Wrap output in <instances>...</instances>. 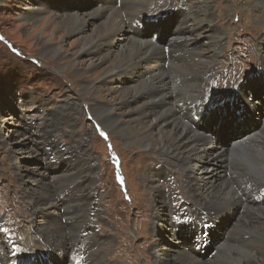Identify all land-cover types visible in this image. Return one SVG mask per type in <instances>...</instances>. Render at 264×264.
Here are the masks:
<instances>
[{"label": "rangeland", "instance_id": "obj_1", "mask_svg": "<svg viewBox=\"0 0 264 264\" xmlns=\"http://www.w3.org/2000/svg\"><path fill=\"white\" fill-rule=\"evenodd\" d=\"M71 1L73 5L78 3V0ZM97 1L80 0V5L82 6V2H87L90 6H93ZM100 1H103L102 5L107 2L106 0ZM111 1H116L115 8L120 9L122 12L124 28H129L135 34L139 31L138 26V28L133 27V24H131L135 20L140 22L143 20L145 24H148L146 15L164 13L167 17H157V20L163 21L162 24L164 23L163 29L158 34L159 39L162 38V35L167 38L169 22L172 23V30L182 19L183 8L189 12L192 1L195 0H144L142 6L144 12H138L137 10L136 12L134 8H129L131 4L135 3V0ZM61 2H64V0H0V231H3L7 238L5 239L0 234V250L2 251L0 261L3 262L8 258L10 248L13 250L18 249L22 255L26 256L24 260H28L31 257L29 248L33 249L36 244L41 246L42 243H45L47 234H45V231L43 233L39 230L40 222L38 221L40 219L36 217L31 200L25 195V190L27 192L30 190L31 193L35 190L32 195L37 197L35 195L36 191L40 192V185L39 183L37 185V181H35L39 178L37 174L49 177L50 172L56 171L57 168L60 170L61 167L63 170L59 174H63V172L74 174L78 171V182L70 185L71 187L57 191L52 182L48 181L47 183V180L40 179L45 181L47 185L50 184L47 187V193L45 192L47 197H44L50 199L58 207L57 209L52 207L50 214L61 216L63 219L62 221L60 217L57 219L59 221L55 227L57 230L53 233L54 237L51 240L48 239L51 241L49 242L50 245L49 243L45 244L48 246L46 249L49 252L36 254L33 259L35 262L38 259L39 261L36 263L32 261V264H64L65 261L67 263L71 259V254L85 255L87 251L93 250L99 252V257L103 258L102 260H107L106 263L155 264L152 245L160 240L158 234L154 233L152 229L156 207L166 204V200L170 195V202L167 207L174 211V218L176 219V216H189V218L195 220L196 224L206 217V212L201 205H208V203L196 199L195 194L191 191V183L187 179L188 173L186 174L182 167L174 165L166 158L165 152L161 149V144L160 148L159 143L158 145L153 144L152 148H143L141 144L136 143L140 138V133L135 135L132 142H129L118 135L109 133L102 127L100 120L91 111L93 98H89L88 93L79 94L81 91L80 81L74 80L69 72L60 69V64L64 63L74 53L77 54L76 58L81 67L80 63L84 61V58L87 59V56L81 53V47L76 43V37L82 33L67 34L60 24H56L60 18L55 16L65 17L71 12L67 7L59 5ZM117 2H119L118 5ZM210 2L217 15L216 26L223 28L226 34L222 52L218 55L215 72L208 80V95L212 98L211 101L216 100L219 102V99L225 96L229 97L232 89H236L239 83L245 84V88H252L253 85H257L254 93L259 92L260 86H264V79L260 69H258V66L261 65V56L264 57V53L262 54L264 51V48H262V45L264 47V9L259 11V15H256L255 19L252 18L251 14L233 15L234 9L240 7L241 0H210ZM43 3L46 7L44 5V8L39 10V6ZM90 6L86 9L79 7L78 11L92 13L95 8ZM124 6L128 7L129 11H135V13H125ZM230 8L231 11H229ZM29 16L38 17L34 21L26 19ZM87 20L88 25H90L92 20L89 18ZM149 25L144 30L145 35H148L147 38L151 34L147 33ZM85 32L90 33L89 27L83 33ZM126 35H129V33ZM131 38L133 39V37ZM158 39L156 40L158 41ZM162 39L164 40V38ZM47 45L63 50L61 54L63 58L56 60L46 56L43 52L47 49ZM180 49L182 56L185 49ZM97 55L98 58L102 56V54ZM170 56V62L166 66V71L169 73L170 71H178L174 66L178 63V65L181 64L179 60L171 61L173 53ZM186 59L189 60V57L187 56ZM185 75L188 74L185 73ZM249 75L252 76L248 77ZM96 77L97 75L94 74L83 80L94 82L96 86H99L101 82L102 87L106 86L103 85L105 82H102L101 79L98 82ZM202 78L205 79L204 76ZM122 83L129 85L132 82H130V79H126ZM199 83L198 79L191 82L187 79L182 82L180 88L188 87V85H199ZM115 85L117 84L115 83ZM116 93L118 92L112 90L106 97L114 103L120 119L124 122L134 119L135 112L132 113L130 108L121 106L119 99L114 97L117 95ZM260 94L264 95L261 90ZM247 97L251 102L255 100L254 95L246 96V99ZM246 99L239 98L242 103H245ZM228 101L230 100L227 99L224 104L233 106L230 110L232 115L228 114L225 109L229 116L225 118L227 120L223 123L222 129L224 132L229 131L232 137L227 140L226 133L224 136L220 135L218 137L216 134L218 130L210 137V131H208L209 137L218 144H225L236 136L253 130L256 126L261 127L264 117L261 113L264 108L262 106L261 109L259 101L258 106L261 111L245 109V111L252 114L253 117L248 116L254 119L257 124L247 120L243 124L237 125L240 122L235 123V119H232L234 111L240 109L236 112L238 114L236 117H245L243 108H239L236 101L235 103L232 101L227 103ZM179 103H183V101ZM74 104H77L78 107L74 108ZM136 104L134 103L132 106H136ZM119 108L121 109L119 110ZM30 124H32L31 127ZM39 124L42 125L40 128L45 130L40 129ZM216 124L218 127L221 125L220 121ZM189 126L192 127L191 124ZM231 127H235V130H231ZM145 128H147V124L144 125L143 129ZM34 130L39 131L45 141L51 145L50 149L59 150L62 154L58 157V162L53 161L51 171H46L47 174L44 169V171L42 170L41 161L38 160V163H36L34 162L35 158H22V154L23 156L26 155L27 152L31 151L29 147H33L31 140L34 138L32 134V132H35ZM197 130L204 133L202 129ZM101 133H104V135H101ZM174 136H176L175 133ZM3 138H8L9 144L14 142L11 149L20 148L23 151L22 154L18 153V157H21L18 166L22 167L23 180L31 179L24 185L20 181L22 176L19 175L21 172L15 169L16 163L12 159L9 148L3 144ZM82 138H85V140L83 139L84 142L78 147V143L81 142ZM154 139L156 140L155 135L149 140L152 142ZM38 140V138L35 139V141L40 142ZM21 144H24V146ZM43 145L45 146V144ZM60 146L65 148L59 149ZM72 149H74V152L70 153L69 151ZM181 150L183 152V149ZM153 165L168 167L169 174H171L168 182L169 185H172L170 190L167 181L163 180L164 178L161 177L158 181L152 180L151 166ZM231 169L232 164L229 165V171L232 173L233 170ZM158 170L167 171L163 167H159ZM152 185H158V188H154L153 191L151 190ZM72 193H75V198L72 197ZM91 200L94 203L89 210L87 204ZM101 211L102 213H100ZM184 212H187V214ZM167 215L170 216V210L167 211ZM236 215L241 218L235 216L234 226H241L242 223L247 221L250 223V229L253 225L264 227V217H260V215L251 214L252 216H248L244 210H239ZM161 216L166 220L164 211H162ZM223 220L222 226L227 229L232 221V215L226 214ZM50 221L48 219V222ZM52 222L53 220L48 225ZM160 225H163V223L161 222ZM48 227L53 231L55 229L53 225ZM180 227L184 230L187 226ZM216 227L215 225L210 230L214 233L215 239L219 234L213 231ZM231 230L232 227L230 226L228 239L219 251L214 250L215 245L211 244L213 252H210L209 260L212 264H264V250L260 249L257 252L254 248H250L253 243L252 240L257 239V237L247 235L241 238L237 233L238 228L233 227V231ZM195 233L193 231L187 239L179 240L182 248L186 246V241H192ZM107 236H110V238H105ZM178 244L177 242L175 247L181 246ZM257 244L264 247V241L259 240ZM59 253L63 254L60 256ZM88 254L91 264H94L97 256L92 259L91 254ZM205 254L201 255L205 256ZM83 261L85 262L84 257ZM2 264H8V262Z\"/></svg>", "mask_w": 264, "mask_h": 264}, {"label": "bare ground", "instance_id": "obj_2", "mask_svg": "<svg viewBox=\"0 0 264 264\" xmlns=\"http://www.w3.org/2000/svg\"><path fill=\"white\" fill-rule=\"evenodd\" d=\"M106 1V4L102 5L101 3L103 1L98 0L93 6H90L87 2H82L81 6L80 0H78L77 5H73L71 0H64V2L59 3V5L67 7L71 12L65 17L54 15L55 17L60 18L57 20L56 24H60L63 27L64 32L67 34L82 33L76 37V43L81 47V53L87 56V59L85 60L84 58V61L80 63L82 65L81 67L76 58L77 54L74 53L64 63L60 64V69L69 72L74 80L77 79L80 81L81 91L79 94L88 93L89 98H93L91 111L95 117L100 120L102 127L105 130L109 133L118 135L129 142H132L135 135L140 133V138L136 143L139 145L141 144L143 148H152L151 146L153 144L158 145V143L160 148L161 144V149L165 152L166 158L174 165L182 167L186 174L188 173L187 179L191 183V191L195 194L196 199L198 198L200 202L203 201V203H208V205H201L206 212V217L202 219V221H206L207 223H209V221L210 223L212 222L211 224L213 226L211 230L215 225L217 226L215 230H213L215 233H219L217 234L219 236H217V239H215L214 236V250L219 251V249L223 248L230 233V226L232 227L231 231H233V227L239 229L237 233L241 238L247 235L256 236L257 239H251L253 243L250 248H254L257 252L260 249L264 250V247L257 244L259 240L261 242L264 241L262 240L264 239V227L253 225L252 229H250V223L247 221L242 223L243 225L241 226H234V218L237 216L236 213L239 210H244L248 216L256 214L260 215V217H264V117L262 119L261 127L258 128V126H256L253 130L246 131L242 134L239 133L240 135L236 136L233 140L228 142L225 141V144H218L214 139L210 138L211 136L209 137L208 133V131L214 133L218 130L217 133H215L219 134L223 131L222 125L227 120L225 118L229 116L228 114L232 115V111L230 110L233 108V106L225 105L223 103H214L217 101H211L212 98L208 95V80L215 72L217 60L219 58L218 55L222 52L226 36L223 28H218V25L216 26L217 15L215 14L210 0L192 1L189 12L183 8L181 13L182 19L172 30V23L169 22V33L166 34L167 38H164L163 45L158 41L153 40L152 34L154 33H151L149 38H147L148 35H145L144 33L145 29L142 30L139 28V31L135 34L129 28H124L125 24L124 19L122 18V12L120 9L115 8L116 5L114 6L116 1ZM118 3L119 2L116 4L118 5ZM143 3L144 0H135V3L131 4L129 8H134L135 11L137 10L138 12H144V9L142 8ZM44 5L45 4L43 3L39 6V10L43 9ZM89 6L95 8L92 13L78 11L79 7H81V9H86L89 8ZM124 8L126 10V12H124L127 14L135 13V11H129L126 6H124ZM238 8L234 9L232 12L233 15L237 14L243 16L244 14H251L252 18L256 19V15H259V11L264 9V0H241L240 7ZM229 11H231V8ZM153 16V13H150L148 16L146 15V21L148 24H145L142 20V25L145 24L147 27L150 24L149 26H151L152 29L158 28L157 32L160 33L163 29L164 23L162 24L163 21L161 22L160 20H157V23L152 24L150 19ZM37 17L38 16H29L26 19L36 21ZM88 18L92 20L90 25H88ZM88 27L90 33H83ZM127 33H129V35H126ZM131 37H133V39ZM47 46V49L43 52L46 56L55 58L56 60H61L63 58L61 56L63 50L55 46ZM180 48L185 49L182 56L180 54ZM262 48H264L263 45ZM172 53L173 56L171 61L175 62L179 60L181 64L178 65V63V66H174L178 71H170L169 73L166 71V66L170 62V55H172ZM263 53L264 51L262 54ZM97 54H102V56L98 58ZM187 56L189 57V60L186 59ZM258 69H260V73L264 79L263 56H261V65L258 66ZM185 73L188 75H185ZM94 74L97 75L96 78L98 82L100 81L99 79H101L102 82H105L103 85L106 86L102 87L101 82L99 86H96L94 85V82L83 80L85 78H90V76ZM201 76H204L205 79ZM251 76L252 75H249L248 77ZM126 79H130V82L132 83H129V85L122 83ZM187 79L190 82L198 79L200 83L199 85H188V87L180 88L182 82H185ZM115 83L118 86L115 85ZM256 86L257 85H253L252 88H245V84L242 85V83H239L236 89H232L231 94L228 97L230 101L234 103L236 101L239 108H243V115L245 114V117H236V115H238L236 112L240 110L236 108L237 110L234 111V117H231L233 120L235 119V123L240 122L237 125H241L247 120L256 123V121L248 115L252 116L249 111H257L260 109L258 106L259 101L261 109L262 106L264 108V95L262 96L260 94V90L264 93V86L261 85L259 92L257 91V93H254L256 91ZM112 90L118 92L114 97L119 99L118 101L121 103V106L123 105L124 107L130 108L132 113L135 112L134 119L126 120L125 122L120 119V115L116 112L114 103L106 97V95ZM250 95H254L255 98L252 102L248 100V97L246 99V96ZM240 97L246 99L245 103H242V101L239 100ZM181 101H183V103H179ZM134 103H137L136 106H132ZM208 103H213L211 109L205 106ZM74 106V108L78 107L77 104H74ZM197 107L198 109L203 107V115L205 110L207 111L204 116L202 115L200 121L193 122L192 119L188 117L186 109ZM121 108H119V110ZM176 109L178 110L176 111ZM225 109L228 111V114ZM245 109L249 111L247 112ZM261 113L264 115V111ZM206 116H208V118H205ZM219 121L221 123L220 127L216 124ZM208 122L211 125L206 126V130L204 126L205 123ZM146 124L147 128L143 129ZM190 124L193 128L189 126ZM215 124L216 126H214ZM31 126L32 124H30V127ZM41 126V124L38 125L39 128ZM197 129H202L204 133ZM232 130L235 129L233 128ZM172 131L176 136H174ZM28 134H30V132H28ZM32 134L34 136L33 140H31V145H33V147H29L31 151L27 152L24 156L22 154L23 151H21L20 148L16 150L11 149V145H13L14 142L12 143L10 141L11 143L9 144L8 138H3L4 141L2 140L3 144L9 148L12 159L16 163L15 169L18 172H21L19 176H22L20 178L22 185L29 180L31 181V179L23 180L24 175L22 173V167L18 166V162L21 159V157H18V153L22 154V158H35L34 162L36 163H38V160L41 161L42 170L44 169L45 171H43L45 173L46 171L50 172L51 165L53 166L54 164L53 161L58 162V157L62 156L59 150L54 151L53 149H50L51 145L45 141V138L40 135L39 131L32 132ZM154 135L156 136V140L154 139L155 142H151L149 139ZM35 136L40 142L35 141V139H37ZM83 139L85 140V138H82L81 142L78 143V147L84 142ZM43 144H45V146ZM21 145L24 146V144ZM78 147H76V149H78ZM58 148L64 149L65 147L60 146ZM181 149H183V152ZM69 152L73 153L74 149ZM230 164H232V173L229 171ZM159 167H163L167 171H157ZM59 169L60 170L57 168L56 171L50 172L49 174L51 175H49V177H45L43 174H37L39 178L35 181H37V185L39 183L41 192L38 193L36 191L35 195H37V197L32 195L35 193V190L32 191V193L30 190L28 192L25 190V195L30 198L33 206L32 209L34 210L36 217H39L40 219V221H38L40 222L39 230L43 233L45 231V234H47L45 243H42L43 245L38 246V244H36V246H38L37 248H35L36 246L33 249L29 248V254L32 257L39 253L49 252V250L46 249L48 246L45 244L51 242L49 240L54 237L53 233L57 230L55 227L59 221L57 219L59 217L61 221L63 219L61 216L50 214L52 207H55L56 209L58 207H56L54 202L50 199L45 198L47 197V187L50 184L47 185L45 181H41L40 179L47 180V183L48 181L52 182L53 186L57 187V191L66 187H71L70 185H74L78 182V171L74 174L64 172L63 174H59V172L63 170L61 167ZM151 172L153 181H158L161 177L164 178L163 180L167 181L170 190V186L172 187V185H169L168 182L170 181L168 179L171 175L169 174L168 167L153 165L151 166ZM190 172L191 174H189ZM228 174L230 177L229 179ZM153 185L151 190L154 191V188H158V185ZM72 194V197L75 198V193ZM72 200L74 199L72 198ZM166 202V204H161V207L160 205L156 207L154 215L155 221L152 224L153 232L158 234V237L160 238L158 243H153L152 245L154 263L212 264L209 260L210 256L206 255L205 257H201L198 253H195L193 250L195 245H190V242H187L186 247L182 248V245L179 242L182 236L180 233L175 232L176 226L174 221L176 219L174 218V211L167 207L170 202V195ZM93 203L92 200L88 202L87 208L89 210L93 206ZM168 210H170V216L167 215ZM162 211L166 214V220L161 216ZM63 213H65V211H63ZM100 213H102V211ZM226 214L232 215V221L230 222L229 227L224 229L222 224ZM237 218L241 217L237 216ZM48 219L51 221L53 220L49 225H53L55 228L54 231L53 229H49L48 223L51 221L48 222ZM161 222L163 225H160ZM197 228L198 227L195 226L194 230ZM184 230H191V226H187ZM0 234L7 239L3 231H0ZM105 238L108 239L110 236ZM177 242L181 245L180 247H175ZM9 251L10 254L8 258L3 262L0 261V264L7 262L8 264H12V252L14 250L10 248ZM88 253L91 254L90 257L92 259L97 256V260L94 264H113L112 262L106 263L107 260H102L103 258L99 257L100 253L94 250L86 252L83 256L86 263L83 261L81 264H91ZM1 254L2 251L0 250V255ZM59 254L61 256L63 253ZM17 257L21 258V261L25 264L24 259L26 256L20 253ZM75 257L79 258L77 255ZM73 259L74 258L70 259L67 264H74ZM77 262L78 261L76 260L75 264H77ZM257 263L259 262L257 261Z\"/></svg>", "mask_w": 264, "mask_h": 264}, {"label": "flooded vegetation", "instance_id": "obj_3", "mask_svg": "<svg viewBox=\"0 0 264 264\" xmlns=\"http://www.w3.org/2000/svg\"><path fill=\"white\" fill-rule=\"evenodd\" d=\"M54 188H55V190H57V187L56 186Z\"/></svg>", "mask_w": 264, "mask_h": 264}, {"label": "snow or ice", "instance_id": "obj_4", "mask_svg": "<svg viewBox=\"0 0 264 264\" xmlns=\"http://www.w3.org/2000/svg\"><path fill=\"white\" fill-rule=\"evenodd\" d=\"M101 135H104V133H101Z\"/></svg>", "mask_w": 264, "mask_h": 264}, {"label": "water", "instance_id": "obj_5", "mask_svg": "<svg viewBox=\"0 0 264 264\" xmlns=\"http://www.w3.org/2000/svg\"><path fill=\"white\" fill-rule=\"evenodd\" d=\"M215 101V100H214Z\"/></svg>", "mask_w": 264, "mask_h": 264}]
</instances>
